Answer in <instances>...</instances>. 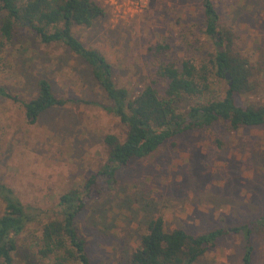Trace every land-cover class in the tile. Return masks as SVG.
Returning a JSON list of instances; mask_svg holds the SVG:
<instances>
[{
  "label": "rangeland",
  "instance_id": "1",
  "mask_svg": "<svg viewBox=\"0 0 264 264\" xmlns=\"http://www.w3.org/2000/svg\"><path fill=\"white\" fill-rule=\"evenodd\" d=\"M95 1L104 13L91 26L75 25L73 32L107 58L119 87L137 93L153 84L163 92L164 84L156 82L162 60L187 57L212 69L216 47L205 34L201 0ZM212 1L221 29L232 36L231 55L247 61L251 71L252 87L238 94V102L262 105L264 0ZM162 42L170 44L169 53L153 56L149 47ZM40 77L50 80L57 96L75 102L52 107L29 123L22 101L36 97ZM211 79L223 96L230 77ZM0 88L18 99L0 93V181L36 215L16 237L15 264H54L39 255L43 224L59 217L61 195L81 189L107 161L106 135L124 138L126 127L101 106L108 100L89 67L63 44L43 43L31 30L22 29L0 50ZM194 102L184 96L178 105L184 110ZM177 139L176 147L167 142L122 166L116 180L79 213L76 225L93 264H128L131 249L158 215L167 229L182 227L193 234L264 215V123L232 129L219 122ZM252 241V264H264L263 226ZM243 251V237L231 232L195 264H242Z\"/></svg>",
  "mask_w": 264,
  "mask_h": 264
},
{
  "label": "trees",
  "instance_id": "2",
  "mask_svg": "<svg viewBox=\"0 0 264 264\" xmlns=\"http://www.w3.org/2000/svg\"><path fill=\"white\" fill-rule=\"evenodd\" d=\"M201 1L205 34L216 47L210 57L212 69L206 64L198 67L187 57L162 60L157 66L156 82L164 84L163 92L148 84L133 93L115 83L107 58L99 50L85 46L73 32L75 25L91 26L104 13L95 0H0V50L12 43L22 29L31 30L43 43L63 44L89 67L104 90L108 102L101 106L126 127L124 138L114 133L106 135L108 156L102 168L91 174L81 189L73 188L61 195L59 217L48 220L42 227L41 258H50L54 264H93L87 239L77 228V217L94 194L116 180L122 166L152 155L167 142L176 147L177 137L187 131L204 130L219 122H226L232 129L264 123V104L238 102V94L252 87L248 62L231 55L232 36L221 29L213 1ZM169 51L167 42L149 47L155 57ZM227 73L230 81L221 96L211 75L227 78ZM36 84V97L22 101L29 123H35L52 107L75 102L73 98L57 96L46 77L38 78ZM0 93L18 100L5 88H0ZM184 96L195 98V102L182 110L178 103ZM0 201L4 205L0 214V264H15L16 237L36 220V215L1 181ZM260 226L264 227V215L238 226L223 225L193 234L182 227L167 229L164 216L158 215L149 220L146 231L131 249L128 264H195L220 237L231 232L243 237L242 264H252V234Z\"/></svg>",
  "mask_w": 264,
  "mask_h": 264
},
{
  "label": "built area",
  "instance_id": "3",
  "mask_svg": "<svg viewBox=\"0 0 264 264\" xmlns=\"http://www.w3.org/2000/svg\"><path fill=\"white\" fill-rule=\"evenodd\" d=\"M122 1L123 0H111V3L116 5L118 2H122Z\"/></svg>",
  "mask_w": 264,
  "mask_h": 264
},
{
  "label": "water",
  "instance_id": "4",
  "mask_svg": "<svg viewBox=\"0 0 264 264\" xmlns=\"http://www.w3.org/2000/svg\"><path fill=\"white\" fill-rule=\"evenodd\" d=\"M227 77H228V78L230 77L229 73H227Z\"/></svg>",
  "mask_w": 264,
  "mask_h": 264
}]
</instances>
